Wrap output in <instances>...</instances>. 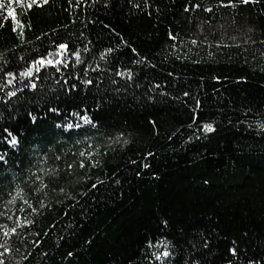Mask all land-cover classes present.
<instances>
[{
  "label": "trees",
  "instance_id": "trees-1",
  "mask_svg": "<svg viewBox=\"0 0 264 264\" xmlns=\"http://www.w3.org/2000/svg\"><path fill=\"white\" fill-rule=\"evenodd\" d=\"M0 2L3 264H264V0Z\"/></svg>",
  "mask_w": 264,
  "mask_h": 264
},
{
  "label": "snow or ice",
  "instance_id": "snow-or-ice-1",
  "mask_svg": "<svg viewBox=\"0 0 264 264\" xmlns=\"http://www.w3.org/2000/svg\"><path fill=\"white\" fill-rule=\"evenodd\" d=\"M11 2H19V0H9V3H11ZM36 2H37V0H32V3H36ZM44 2L47 3L48 0H44ZM243 2H244V3H249L250 0H243ZM8 6H9V5H8V4H5L4 2H0V9H4L5 7H8ZM28 7H31V4H29ZM8 15H9L10 17H13V16H14V10H13V11H9V12H8ZM60 47H61V48H65L66 46H65V45H60ZM40 63H43V61H41ZM49 63H51V61H49ZM24 75H26V76H30V75H31V72H26V73H24ZM33 87H35V85H33ZM14 94H15V93H13V95H14ZM85 121L88 122V121H87V118H85ZM68 127H72V125H68ZM77 127H79V125H77ZM204 130H205L206 132H212L214 129H213L210 125H205V126H204ZM12 143H13V144L16 143V140H15L14 138H13V140H12ZM80 155L83 156L84 153L82 152V153H80ZM81 166H83V165H81ZM38 179H39V177H38ZM43 187H46V185H43V184H42L40 190H42ZM16 197H21V198H22L21 192L18 191V192L16 193V196L13 197V201H12V202L15 201ZM25 203H27V201H25ZM12 231L15 232V229H12ZM4 235L7 236L8 233L5 232ZM0 247H3V245H0ZM6 250H7V249H6ZM0 255H2V254H0ZM165 255H167V253H166ZM0 264H3V261H0Z\"/></svg>",
  "mask_w": 264,
  "mask_h": 264
}]
</instances>
